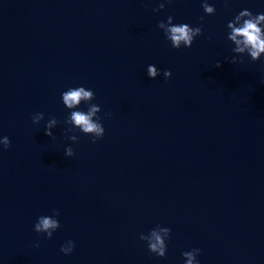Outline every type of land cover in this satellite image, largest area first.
Returning a JSON list of instances; mask_svg holds the SVG:
<instances>
[{
  "label": "water",
  "instance_id": "1",
  "mask_svg": "<svg viewBox=\"0 0 264 264\" xmlns=\"http://www.w3.org/2000/svg\"><path fill=\"white\" fill-rule=\"evenodd\" d=\"M160 2L0 0V264H185L192 249L199 264H264V56L232 64L227 39L264 0H207L211 16L203 0L153 12ZM168 16L203 35L173 49L158 28ZM80 86L101 108L95 144L65 134L61 94ZM53 209L49 240L34 225ZM158 225L171 229L163 259L139 239Z\"/></svg>",
  "mask_w": 264,
  "mask_h": 264
},
{
  "label": "clouds",
  "instance_id": "2",
  "mask_svg": "<svg viewBox=\"0 0 264 264\" xmlns=\"http://www.w3.org/2000/svg\"><path fill=\"white\" fill-rule=\"evenodd\" d=\"M165 3L171 5L173 0H162L157 8L152 9L153 12H161L165 10ZM225 7H227L229 0H224ZM201 7L207 16L214 15L216 9L210 5L207 0H203ZM201 24L204 21V17L200 18ZM158 28L163 31L165 39L170 42L173 49L179 50L181 47L191 48L194 40L197 37L203 35V29L201 26L195 28L191 27L187 23L173 24V17L168 16L167 22L161 21L158 24ZM228 37L227 39L234 45L232 51L236 54L230 63H243V60H237V56L243 57L247 54L250 57L251 62L255 63L261 60L264 56V13L253 14L250 10L240 11L231 21L227 24ZM220 62H217L215 67L219 68ZM160 75V72L154 65L147 67V76L153 80ZM171 71L165 70L163 72L164 79L167 81L171 78ZM264 83V81H262ZM62 103L69 110L70 115L64 121L67 125L65 134L69 132H75L79 130L85 136H91L92 143L95 144L101 140L105 135V129L101 123L99 113L101 108L99 105L92 103L95 100L93 91L86 89L83 86L76 88H69L67 91L61 94ZM87 106V111L78 110L80 105ZM107 116H111V113H107ZM45 119L44 113H37L32 117V122L35 125H39L41 121ZM59 121L55 117L48 119L45 124V135L48 137L53 136L52 129L56 128ZM69 139L73 142H77L76 135H70ZM11 147V141L7 136L0 137V148L7 151ZM66 157H73L74 151L71 147L65 149ZM60 213L57 209L52 210L51 216H40L36 224L34 225V231L38 235H44L46 239L51 240L53 233L60 227V222L57 219ZM171 238V229L168 227L156 226L148 234H141L139 239L145 242L147 250L150 254L158 257L165 258L167 252V241ZM35 247H39L36 244ZM75 249V243L71 240L67 241L61 246L60 251L65 255H71ZM200 249H192L191 251H185L182 256L185 260V264H199L197 257L200 255Z\"/></svg>",
  "mask_w": 264,
  "mask_h": 264
}]
</instances>
